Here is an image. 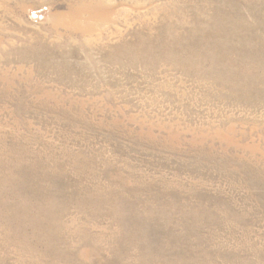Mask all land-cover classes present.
Returning a JSON list of instances; mask_svg holds the SVG:
<instances>
[{"label": "rangeland", "instance_id": "rangeland-1", "mask_svg": "<svg viewBox=\"0 0 264 264\" xmlns=\"http://www.w3.org/2000/svg\"><path fill=\"white\" fill-rule=\"evenodd\" d=\"M0 264H264V0H0Z\"/></svg>", "mask_w": 264, "mask_h": 264}]
</instances>
